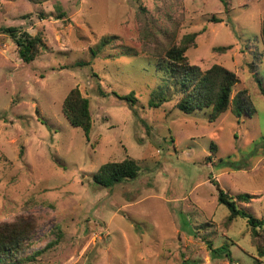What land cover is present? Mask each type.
Here are the masks:
<instances>
[{
	"label": "rangeland",
	"instance_id": "1",
	"mask_svg": "<svg viewBox=\"0 0 264 264\" xmlns=\"http://www.w3.org/2000/svg\"><path fill=\"white\" fill-rule=\"evenodd\" d=\"M224 1L227 12L220 0H0V226L29 229L18 264H264V231L253 239L217 202L219 189L249 195L237 209L264 222V97L251 74L264 89V0ZM10 27L46 50L23 63ZM189 34L188 63L233 72L231 97L246 90L254 115L210 123L209 109L175 108L179 87L154 53ZM73 89L89 101L88 138L62 114ZM125 159L136 179L93 182Z\"/></svg>",
	"mask_w": 264,
	"mask_h": 264
},
{
	"label": "trees",
	"instance_id": "2",
	"mask_svg": "<svg viewBox=\"0 0 264 264\" xmlns=\"http://www.w3.org/2000/svg\"><path fill=\"white\" fill-rule=\"evenodd\" d=\"M220 1L227 12V3L224 0ZM58 16V19L63 18L61 14ZM2 31L15 43L19 59L23 63L32 62L40 50H46L38 35L32 36L16 27L5 28ZM195 37V34L186 35L179 44L169 43L165 48L154 53L157 68L163 70L179 87L181 96L176 102L175 108L184 114L209 109L208 120L210 123L227 111L236 118L254 115L255 109L246 90H240L231 97L233 89L239 83L233 72L219 65H213L203 70L188 63L186 51L190 45H194ZM259 39L264 48V22L260 27ZM105 42V39L101 40L102 45ZM217 50L225 51L226 48ZM86 65L88 66L84 63L75 64L76 67ZM251 74L260 95L264 97L262 82L253 68H251ZM118 98L126 101L133 108L135 99L132 96ZM62 114L70 126L82 129L85 137H89L91 130L89 101L83 98L77 89L71 90L63 100ZM138 172L139 167L132 159H125L118 163H106L93 176V182L105 188L112 187L123 180L136 179ZM250 200L249 195H239L233 199L221 189L218 190L217 194V202L229 212L228 221L231 222L235 218L244 219L251 236L256 239L259 237V233L264 231V222L237 209L235 203L249 202ZM28 237L29 229L21 222L0 226V264H18L21 261L19 256L26 252L25 242ZM226 249L227 247L221 246L213 251L221 252ZM226 257L230 259V253H227Z\"/></svg>",
	"mask_w": 264,
	"mask_h": 264
}]
</instances>
